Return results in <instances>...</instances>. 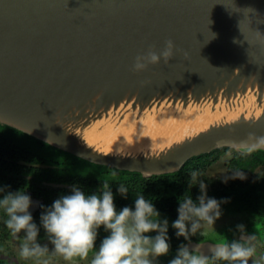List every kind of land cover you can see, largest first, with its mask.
Instances as JSON below:
<instances>
[{
	"label": "water",
	"instance_id": "obj_1",
	"mask_svg": "<svg viewBox=\"0 0 264 264\" xmlns=\"http://www.w3.org/2000/svg\"><path fill=\"white\" fill-rule=\"evenodd\" d=\"M168 40L167 65L133 71L137 56ZM195 106L235 117L188 121L184 136L152 150L84 139L87 127L120 124L128 110L138 119ZM0 124L144 177L218 149L248 151L264 137V0H0Z\"/></svg>",
	"mask_w": 264,
	"mask_h": 264
},
{
	"label": "clouds",
	"instance_id": "obj_2",
	"mask_svg": "<svg viewBox=\"0 0 264 264\" xmlns=\"http://www.w3.org/2000/svg\"><path fill=\"white\" fill-rule=\"evenodd\" d=\"M212 34V39H215V34ZM234 43L237 41L234 40ZM174 53L175 45L168 40L159 52L150 48L145 54L137 56L133 71H144L149 65L160 64L161 60L167 65L174 58ZM257 147H264V137L257 138L248 150ZM198 175L193 172L190 181L195 182ZM227 179L244 180L246 177L243 172H236ZM104 188L106 190L102 193L86 195L80 187L73 185L70 194L61 195L50 207L43 209L40 222L45 238L53 246L51 252L72 262L86 260L89 253L95 250L90 264H154L157 258L167 256L170 252L168 221L160 219L154 204L140 196L134 200V210L125 206L117 211L113 192L107 185ZM199 189L200 195L195 202L192 197L179 200L178 218L172 223L177 238L183 237L187 241L201 228L213 227L221 216V202L207 197L204 181L199 182ZM0 193H5L0 198V209L7 216L6 227L14 236L24 234L20 257L39 261L49 253V248L37 243L39 228L29 212L30 196L21 190L12 193L2 187ZM118 193L127 197V189L123 185L118 187ZM101 228L107 235L96 249L98 230ZM237 230L242 233L238 240L215 244L209 249L210 256L202 254L198 246L190 250L181 244L169 264H217L220 261L249 264L250 260L252 264H262L264 254L257 256L253 243L256 236L243 235V225H238ZM149 233L156 235L153 237Z\"/></svg>",
	"mask_w": 264,
	"mask_h": 264
},
{
	"label": "flooded vegetation",
	"instance_id": "obj_3",
	"mask_svg": "<svg viewBox=\"0 0 264 264\" xmlns=\"http://www.w3.org/2000/svg\"><path fill=\"white\" fill-rule=\"evenodd\" d=\"M6 133V129L0 126V140ZM61 151H58L57 148L49 144H30V146L24 148L23 159L10 160L18 164L19 167L0 170V175L3 177L0 176V187L12 193L21 190V192H25V194L30 196L31 206L29 212L39 228V239H45V232L40 222L43 209L50 207L56 199L60 198L62 192L70 194L73 185L80 187L86 195L102 193V191L106 190L104 186L107 185L108 189L113 192V195H116V198L114 197V204L117 211L125 206L134 210V203L125 205L121 200L122 196L118 195V193L116 194L118 187L121 185L125 188L130 186L131 189H136L132 183V185H126L123 182L129 180L130 175L119 171L126 170L110 167L108 169L103 168L100 167L103 165L94 164ZM232 159L234 162L237 161L233 153L227 161L229 162ZM211 164L212 162L209 163V165ZM209 165L201 169L202 173L197 172L199 174L197 180L201 178V181L205 182H220V180L224 181L227 176L233 174L228 169L227 175L222 177V179H210V176L206 173ZM244 175L246 177V179L242 180L244 183L230 186L236 190L237 199L227 203H223L221 200V216L216 220L214 226L201 228L195 236H190L187 241L183 237L177 238L175 229L172 228V223L178 218L179 200L182 201V199H177L174 186L169 185L168 188L161 186L160 188L164 189L161 190L163 193L158 195V199H161L154 201L153 204L160 213V219H167L168 221L167 235L170 252L167 256L157 258L154 264H169V261L174 258L181 244H185L190 250L198 246L202 254L210 256L209 249L215 244L230 242L240 238L242 233L237 230L238 225L244 226L243 235L256 236V240L253 243L257 249V256L264 254V164L260 163L254 168H250ZM9 181H13V187L9 185ZM226 186L228 185H223V183L222 185L218 183L210 186L213 188V191L207 197L217 200L220 194L218 192L219 188L224 189ZM4 194L0 193V198ZM6 220L7 216L0 209V221L5 222ZM106 235L107 233L103 228L98 230L96 249L99 248L101 241ZM148 235L154 237L156 233H149ZM94 252L95 250L89 254H94ZM217 264H228V262L220 261ZM249 264H252L251 260Z\"/></svg>",
	"mask_w": 264,
	"mask_h": 264
},
{
	"label": "trees",
	"instance_id": "obj_4",
	"mask_svg": "<svg viewBox=\"0 0 264 264\" xmlns=\"http://www.w3.org/2000/svg\"><path fill=\"white\" fill-rule=\"evenodd\" d=\"M2 128H5L7 133L4 134L0 140V170L4 168H16L19 167L18 164L12 162L10 160L23 159V151L24 148L30 146V144L40 143L43 145H48L45 142L38 140L26 133H23L19 130H16L12 127L1 125ZM58 151H61L57 149ZM232 152L237 161L227 162V166L229 172H244L248 171L250 168H254L256 165L262 163L264 164V151L260 150H252L239 152L233 148H222L215 150L211 153L200 155L194 157L186 162V164L177 172L171 174H164L158 176H150L148 178L143 177L140 173L137 172H127V171H119L130 175L129 180L123 181L126 185H134L135 190L131 189V187H126L127 189V197H120L125 205L134 203V200L140 196H143L146 200L154 203V201H158V195L163 193L161 190H164L162 187L168 188L169 185L174 186V191L176 193L177 199H182V201L186 198L192 197L194 202L197 200V197L200 195L199 182L201 178L196 180L195 182H191V174L193 172L202 173V168H205L209 163L213 162L218 155L225 152ZM63 152V151H61ZM71 155V154H70ZM88 163V162H87ZM90 164V163H89ZM96 167V165H94ZM103 168H107L106 166H100ZM233 174H230L233 175ZM1 176V175H0ZM227 176V177H230ZM2 177V176H1ZM3 178V177H2ZM9 185H14L13 181L8 182ZM132 183V184H131ZM204 183L207 185V196L212 193L213 188L210 186L216 185L220 183V185H228L224 189L219 188L218 192L219 197L217 199L218 202H221L220 205L227 202H232L237 199L236 190L231 188L230 186L244 183V181L240 179H225L224 181L214 182L207 181ZM13 187V186H12ZM62 192V195H66ZM118 192L116 191V194ZM119 195V193H118ZM114 197L116 195H113ZM157 196V197H156ZM116 198V197H115ZM222 200V201H221ZM226 201V202H224Z\"/></svg>",
	"mask_w": 264,
	"mask_h": 264
},
{
	"label": "bare ground",
	"instance_id": "obj_5",
	"mask_svg": "<svg viewBox=\"0 0 264 264\" xmlns=\"http://www.w3.org/2000/svg\"><path fill=\"white\" fill-rule=\"evenodd\" d=\"M214 117L234 118L235 114L228 111H222V114L219 111L210 114L204 107L195 106L190 110L178 112L169 108L149 110L137 119L128 110L120 124H114L115 117L103 118L87 127L83 135L88 143L103 150L129 152L140 149L152 150L184 136L191 129H188V121L191 124L198 123L197 126H199L214 120Z\"/></svg>",
	"mask_w": 264,
	"mask_h": 264
},
{
	"label": "rangeland",
	"instance_id": "obj_6",
	"mask_svg": "<svg viewBox=\"0 0 264 264\" xmlns=\"http://www.w3.org/2000/svg\"><path fill=\"white\" fill-rule=\"evenodd\" d=\"M232 156V152L228 151L218 155L216 160L206 169V173L210 179L225 177L228 173L227 160ZM0 221V264H90L94 254H89L86 260H74L72 262L65 261L62 257L53 254L51 251L53 246L45 239L37 238V243L41 246L47 245L49 253L41 257L39 261L24 260L20 257V245L23 243V233L12 235L11 231L6 227V223ZM34 222V221H33ZM35 223V222H34ZM36 224V223H35ZM37 225V224H36Z\"/></svg>",
	"mask_w": 264,
	"mask_h": 264
}]
</instances>
